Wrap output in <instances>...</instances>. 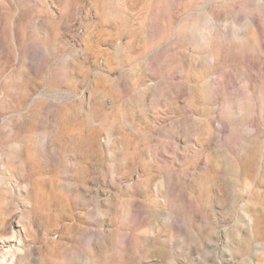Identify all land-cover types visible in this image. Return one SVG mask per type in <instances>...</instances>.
I'll return each instance as SVG.
<instances>
[{
	"label": "rangeland",
	"instance_id": "rangeland-1",
	"mask_svg": "<svg viewBox=\"0 0 264 264\" xmlns=\"http://www.w3.org/2000/svg\"><path fill=\"white\" fill-rule=\"evenodd\" d=\"M0 264H264V0H0Z\"/></svg>",
	"mask_w": 264,
	"mask_h": 264
}]
</instances>
